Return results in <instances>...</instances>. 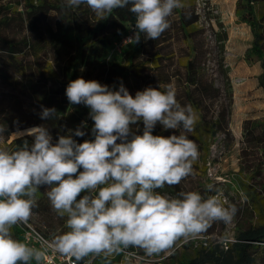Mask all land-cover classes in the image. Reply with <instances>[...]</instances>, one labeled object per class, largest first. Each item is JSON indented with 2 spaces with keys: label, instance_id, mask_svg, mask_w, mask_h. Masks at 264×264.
Instances as JSON below:
<instances>
[{
  "label": "clouds",
  "instance_id": "clouds-1",
  "mask_svg": "<svg viewBox=\"0 0 264 264\" xmlns=\"http://www.w3.org/2000/svg\"><path fill=\"white\" fill-rule=\"evenodd\" d=\"M63 3L69 9L86 5L102 20L128 7L135 15L128 43H139L141 34L157 40L170 28L174 10L183 7L182 0ZM66 96L70 104L90 109L94 139L78 143L73 138L85 135L82 123L53 142L49 129L41 125L14 133L17 138L31 136V143L25 139L16 147H0V264H44L50 250L73 264L89 257L111 264V258L129 248L159 254L179 239L206 233L214 222H232L237 208L226 207L219 194L204 197L199 191H182L170 196L158 191L192 175L199 159L198 145L187 135L198 123V111L177 100L171 83L149 86L133 97L122 83L113 90L81 77L69 82ZM53 115L54 108H45L41 119ZM140 122L142 134H137L133 126ZM157 125L175 131L153 135ZM5 131L0 124V136ZM43 186L52 209L66 218V231L35 246L13 230L29 223Z\"/></svg>",
  "mask_w": 264,
  "mask_h": 264
},
{
  "label": "trees",
  "instance_id": "trees-1",
  "mask_svg": "<svg viewBox=\"0 0 264 264\" xmlns=\"http://www.w3.org/2000/svg\"><path fill=\"white\" fill-rule=\"evenodd\" d=\"M19 4L23 12L15 16L11 13L0 15V84L17 88L24 100L16 98L12 107L2 106L0 95V124L6 128L0 136V147H16L25 139L31 143V136L14 139L11 136L41 125L49 129L53 142L58 135L68 134L69 129L74 133L82 123L86 124L82 129L85 135H73V138L78 143L94 139L90 109L83 104H70L66 96L69 82L81 77L108 85L113 90H118L122 83L133 97L137 91L149 86L156 88L176 80L177 100L182 105L192 104L199 115L198 123L193 132L187 133L188 137L198 147L205 146L207 151L218 134L232 143L233 135L229 129L234 98L231 79L223 57H218L216 62L217 73L223 78L222 86L216 85L215 70L207 66L211 50L204 30L196 27L195 0H182L183 7L174 10L169 18L170 28L157 40L145 39L141 34L139 43L126 46L111 61L108 55L114 43L134 27L135 15L128 7L115 9L102 20L86 5L69 9L63 0H21ZM52 13L56 16L54 24L49 20ZM235 14L238 21L247 24L252 31L253 42L245 57L249 62H261L263 72L259 76V85L264 88V0H237ZM12 25L21 29L19 35L6 32ZM226 37L222 30L216 33L220 52L225 50ZM178 38L187 42L184 75H180L174 66L176 53L172 46ZM45 108H54L55 115L41 119ZM142 129V122L133 126L137 134H142ZM174 131L157 125L153 135L168 136ZM240 172L248 178L237 177L227 185L229 192L235 195L232 199L235 198L239 216L236 241L226 244L224 252L210 251L204 256L188 259L178 256L176 246L183 238L179 239L168 249L172 250L171 258H178L175 264H255L259 257L264 261V115L245 119L242 123ZM200 188L204 197L223 195L221 184H212L211 191L202 183ZM39 191L32 216L41 218L37 229L50 239L51 234L56 236L66 231V218L59 217L52 209L45 195L46 186ZM158 191L176 196L190 190L182 180L178 185L165 186ZM240 193L245 194L246 202H242ZM13 231L23 240L20 225ZM128 253L142 255L138 248H129L111 258V264H126L130 257ZM80 264H106V261L102 257H89Z\"/></svg>",
  "mask_w": 264,
  "mask_h": 264
},
{
  "label": "rangeland",
  "instance_id": "rangeland-1",
  "mask_svg": "<svg viewBox=\"0 0 264 264\" xmlns=\"http://www.w3.org/2000/svg\"><path fill=\"white\" fill-rule=\"evenodd\" d=\"M21 0H0V15L11 13L15 16L18 12H23V7L19 4ZM235 0H208L209 6L215 10L213 15L214 29L216 33L221 30L226 34L225 50L220 52L218 49V42L213 40L209 42L211 50L210 61L208 62L209 69L215 70V83L217 86L223 85V78L217 73V59L223 57L225 67L228 71L233 88V104L231 107L229 129L233 135V141L230 144V140L223 135L218 134L210 143L209 150L203 145L198 147L199 159L193 165L194 172L192 175L184 179V185L190 191L201 192V183L205 186L212 184H221L220 195L222 202L225 206L235 205V201L232 196H235L233 192H229L227 185L230 184V180L234 178H248V175L241 174L240 172V154L242 148V123L245 119L255 118L264 115V88L259 85V76L263 72L261 62H249L245 55L247 50L251 47L253 42V34L250 27L238 21V18L234 11ZM217 3V4H216ZM224 3V5H223ZM2 12V13H1ZM19 17V16H18ZM56 16L54 13L49 17L50 23L54 24ZM199 28L198 26H196ZM6 32L10 35H19L21 29L12 25L6 28ZM187 46V42L182 38L175 39L173 42V50L175 51V68L180 75L185 73V63L187 57L185 55L184 48ZM108 55V60H113L116 54L112 53ZM112 53V54H111ZM172 85L177 89L178 81L174 80ZM0 95L2 96V106L12 107L14 99L20 98L24 100L23 94L19 93L17 88L0 84ZM31 128V127H30ZM29 129V128H27ZM20 130L21 132L27 130ZM16 137L15 134L11 136V139ZM246 181V180H244ZM247 182V181H246ZM246 192V191H245ZM204 196V194H202ZM241 200L247 201L245 194L240 193ZM264 196V195H263ZM243 198V199H242ZM236 207V206H235ZM238 212L231 223L224 224L223 222H214L206 233L201 234L196 238L183 239L178 242L176 248L179 251V257L182 258H198L204 256L210 251L221 253L226 251V244L231 242L232 244L237 239V223ZM32 223L36 228L38 224H41V218L39 216H32ZM55 235L51 234L50 239H53ZM227 237L226 240L222 239ZM207 241L208 246L202 247L201 243ZM196 241L198 245L195 246ZM184 243V245H183ZM140 257L137 259L135 256L129 254V259L126 260V264H175L176 258H171L172 250H167L163 254L147 255L142 249H138ZM264 251H262V254ZM144 259H146L144 261ZM255 264H264L262 257L255 262Z\"/></svg>",
  "mask_w": 264,
  "mask_h": 264
},
{
  "label": "built area",
  "instance_id": "built-area-1",
  "mask_svg": "<svg viewBox=\"0 0 264 264\" xmlns=\"http://www.w3.org/2000/svg\"><path fill=\"white\" fill-rule=\"evenodd\" d=\"M195 11L198 16L197 26L204 30V34L209 42L216 40V31L214 29L213 15L216 13L213 8L209 6L208 0H195ZM135 27H131L127 34L124 35L120 40L116 41L112 47V53L118 55L123 49L130 45L127 42V38L134 35ZM111 53V54H112ZM222 195V194H219ZM23 230V240L29 241L35 246H40L44 241H51V239L44 236L32 223L26 225H20ZM43 237V240L40 238ZM202 245L207 246L208 243L202 240ZM198 245L196 241L195 246ZM130 254V253H128ZM135 258L142 259L141 255H133ZM146 259H144L145 261ZM44 264H73V260L56 253L53 250L49 251V255L46 257Z\"/></svg>",
  "mask_w": 264,
  "mask_h": 264
},
{
  "label": "crops",
  "instance_id": "crops-1",
  "mask_svg": "<svg viewBox=\"0 0 264 264\" xmlns=\"http://www.w3.org/2000/svg\"><path fill=\"white\" fill-rule=\"evenodd\" d=\"M215 2H216V0H214L213 3H215ZM236 2H237V0L234 1V11H235V9H236ZM216 4H217V3H216ZM223 5H224V3H223ZM241 140H242V137H241Z\"/></svg>",
  "mask_w": 264,
  "mask_h": 264
}]
</instances>
